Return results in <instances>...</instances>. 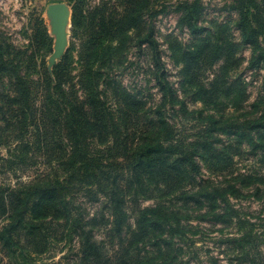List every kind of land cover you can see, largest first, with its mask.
<instances>
[{"label":"rangeland","instance_id":"obj_1","mask_svg":"<svg viewBox=\"0 0 264 264\" xmlns=\"http://www.w3.org/2000/svg\"><path fill=\"white\" fill-rule=\"evenodd\" d=\"M57 3L68 10L67 41L61 49L52 9ZM249 34L255 43L246 39ZM97 35L101 37L88 50L90 65L115 78L112 106L120 108L116 117L125 123L122 149L162 119L167 143L175 151H196L201 166L200 174L180 180L165 198L153 194L134 199L126 192L121 240L109 236L114 209L102 191L93 184L92 189L78 187L75 205L87 219L97 217L89 228L103 251L115 260L120 254L128 263L141 258L150 264H264V148L251 146L264 138V131L242 129L246 121L264 125V0H0V61L1 55L13 59L34 81L53 77L55 66L66 59L71 83H76L82 50ZM107 51L112 58L102 62ZM3 88H12L5 75ZM57 114L55 110L42 149L32 135L24 153L16 148L18 141L1 138L0 184L16 187L59 165V176L67 174L61 162L71 145ZM87 142L91 150H106L113 145L112 133L103 140L90 136ZM22 154L28 157L25 163L17 160ZM214 187L228 192L231 213L215 216L223 201L217 198L213 206L200 197ZM183 188L193 197L189 204L172 197ZM146 206L160 207L155 219L167 220L133 240L139 210ZM225 215L230 218L224 220ZM177 220L181 225L172 229L170 223ZM49 229L45 250L18 257V264H80L79 240L58 224ZM7 262L5 258L1 264Z\"/></svg>","mask_w":264,"mask_h":264},{"label":"trees","instance_id":"obj_2","mask_svg":"<svg viewBox=\"0 0 264 264\" xmlns=\"http://www.w3.org/2000/svg\"><path fill=\"white\" fill-rule=\"evenodd\" d=\"M76 17L77 10L74 8V23ZM244 30L253 34L246 27ZM251 34L246 39L255 43ZM151 36L152 34H149L147 37ZM100 37L97 35L82 50V68L76 83H71L66 59L55 66L53 77L47 75L34 81L21 64H16L13 59H4L1 55L0 79L4 75L8 77L12 88H3L0 91V144L5 142L1 138L9 137L18 141L16 148L24 153L28 148L27 136L32 135L42 149L43 140L46 138L44 136L49 133L56 110L61 119L62 132L70 142L71 150L61 162L67 171L64 177L59 176L62 168L59 165L52 167L51 172L41 173L31 181H20L16 187L0 184V264L5 258L8 259L7 264H18L21 259L18 257L26 258L28 253L44 251L52 236L49 227L53 224L66 227L69 237L79 240L82 247L80 264H127V260H121L120 254H116L115 260V257H108L103 251V244L98 243L93 227L89 228L97 217L87 219L84 212L76 207L75 190L78 187L80 190L92 189L90 185L93 184L102 191L114 209V224L111 222L112 228L108 229L109 236L111 234V238L121 240V227L127 212L122 211L123 204L127 203L126 192L130 191L129 196L134 199L153 194L165 198L168 195L167 190H177L176 186L180 180L194 179L193 174H200L201 166L194 158L196 151H175V147L167 143L168 137L162 135L165 122L162 119L154 122L155 125L150 123L156 128L150 132L146 131L134 145L126 143L125 150L119 145L125 123L116 117L120 114V108L115 110L112 106L113 98L117 97L115 78L111 77L110 71H101V67L94 68L90 65V44ZM109 53L110 51H107L103 56L102 62L111 60ZM242 129L246 132L264 131V125L259 120L254 123L246 121ZM110 133L113 145L106 146V150L90 149L87 142L90 136L103 140L104 136H109ZM263 143L264 138L253 141L251 146L264 148ZM115 149H120L121 152L113 153ZM176 152H179V155L175 157ZM105 157L112 159L104 161ZM120 157L126 160L119 161ZM202 157L204 158V155ZM17 158L25 163L28 157L22 154ZM0 159L4 160V157ZM169 160L173 163H168ZM181 162L185 165H180ZM122 174L125 175L124 179H120ZM234 190L231 192L235 194ZM225 193L228 194L227 191ZM225 193L224 187H214L207 189L200 197L213 206L217 198H220L224 205H220L222 212L215 216H222L224 212L233 211L229 196ZM172 197L181 200L183 204H189L193 198L185 188L173 193ZM159 210L160 207L150 206L139 210L138 228L132 236L133 240L143 237L149 227L157 230L158 221L167 220V217L155 219ZM226 216L223 217L224 220L230 218ZM170 224L174 229L181 225V221ZM146 238H151V234ZM24 261L20 264H27L26 260ZM150 263L149 260L134 258L128 264Z\"/></svg>","mask_w":264,"mask_h":264},{"label":"water","instance_id":"obj_3","mask_svg":"<svg viewBox=\"0 0 264 264\" xmlns=\"http://www.w3.org/2000/svg\"><path fill=\"white\" fill-rule=\"evenodd\" d=\"M54 11V26L57 32V47L63 48L67 41L68 10L62 3H57L52 7Z\"/></svg>","mask_w":264,"mask_h":264},{"label":"bare ground","instance_id":"obj_4","mask_svg":"<svg viewBox=\"0 0 264 264\" xmlns=\"http://www.w3.org/2000/svg\"><path fill=\"white\" fill-rule=\"evenodd\" d=\"M68 24V23H67Z\"/></svg>","mask_w":264,"mask_h":264}]
</instances>
